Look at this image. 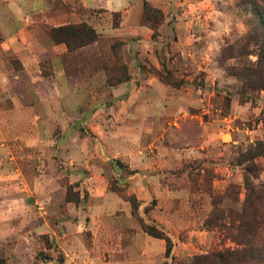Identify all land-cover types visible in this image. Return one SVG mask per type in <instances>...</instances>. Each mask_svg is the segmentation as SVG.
<instances>
[{
    "label": "rangeland",
    "instance_id": "1",
    "mask_svg": "<svg viewBox=\"0 0 264 264\" xmlns=\"http://www.w3.org/2000/svg\"><path fill=\"white\" fill-rule=\"evenodd\" d=\"M261 22L249 0H0V264H264ZM68 25L96 39L54 42Z\"/></svg>",
    "mask_w": 264,
    "mask_h": 264
},
{
    "label": "trees",
    "instance_id": "2",
    "mask_svg": "<svg viewBox=\"0 0 264 264\" xmlns=\"http://www.w3.org/2000/svg\"><path fill=\"white\" fill-rule=\"evenodd\" d=\"M250 4L254 7V10L257 16L263 19V28H264V1L261 0H249ZM263 2V3H261ZM263 5V8L261 7ZM146 11L150 12L148 7H146ZM159 13L158 11H155ZM51 37L54 42L60 44L65 43L69 46L70 41L72 40H79L81 43V47L92 43L96 39V33L94 30L90 29L87 25H68L62 26L59 28H54L50 32ZM136 209V206H134ZM143 230L149 234L150 236L156 239H163L166 241V255L169 256L172 253L173 243L169 236L165 234V232L161 231L157 226H151L147 224H143ZM225 253H217L215 255H211L213 258L209 257H196L192 261V264H232V259L226 258L223 256ZM249 257H253L255 261L262 258L264 254L260 251L252 252L251 249L249 251ZM49 259V258H44ZM62 259V258H61ZM238 259V258H237ZM239 261V260H238Z\"/></svg>",
    "mask_w": 264,
    "mask_h": 264
}]
</instances>
